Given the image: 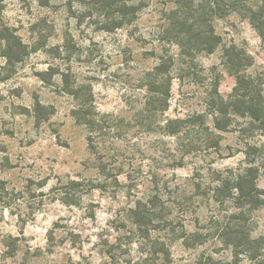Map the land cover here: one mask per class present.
<instances>
[{
    "label": "rangeland",
    "instance_id": "obj_1",
    "mask_svg": "<svg viewBox=\"0 0 264 264\" xmlns=\"http://www.w3.org/2000/svg\"><path fill=\"white\" fill-rule=\"evenodd\" d=\"M100 20L89 0H0V264H110L104 251L112 242L126 259L145 257L148 234L127 214L138 192L127 187L128 173L146 192L152 179L169 182L159 215L174 218L176 232L149 226L148 233L169 243L171 259L156 256L149 264L232 259L231 248L213 234L228 206L216 207L202 194L209 189L192 182H205L214 169L244 166L253 158L247 143L264 147V128L244 130L240 115L228 116L229 129L216 131L219 148L208 140L214 86L218 81L227 98L236 83L223 62V45L235 43L252 56L249 70L264 102V39L242 12L214 13L205 0H144L137 19L113 31L101 29ZM211 27L223 41L213 53L186 44ZM179 40L190 56L182 55ZM162 56L172 58L169 109L146 111L143 76ZM64 73L90 86L106 114L97 153L72 115L75 101L64 88ZM197 113L206 124L189 123L179 138L161 129L167 118ZM178 142L189 153L184 166L174 161L182 153ZM254 158L264 188V154ZM71 179L82 184L70 189ZM92 179L101 186L90 188ZM178 187L185 194L178 195ZM254 217L258 234L264 207ZM182 229L186 236L178 238Z\"/></svg>",
    "mask_w": 264,
    "mask_h": 264
},
{
    "label": "trees",
    "instance_id": "obj_2",
    "mask_svg": "<svg viewBox=\"0 0 264 264\" xmlns=\"http://www.w3.org/2000/svg\"><path fill=\"white\" fill-rule=\"evenodd\" d=\"M90 5L100 17L101 29L113 31L121 28L126 24L134 22L141 8L144 5V0H89ZM209 8L214 13H217L221 8H227L228 11H240L245 16L249 17L255 28L259 31L264 39V0H259L256 6L252 5L251 0H205ZM223 5V6H222ZM182 15V23L190 24V16L185 12H179ZM194 23L191 24L192 27ZM190 41L186 43L193 47L191 49L204 50L208 53H213L221 44L222 36L214 31L201 30L194 36H189ZM182 39V38H181ZM194 40V41H193ZM183 46V41H178ZM190 49V50H191ZM189 52V51H188ZM186 49L182 55L190 56ZM223 62L230 72L235 76L236 83L233 91L225 98L219 92L218 81L214 86L211 94V103L214 107V125L211 134L213 135L208 140H211L210 146L219 148L221 146V135L216 131L228 130V116L236 117L238 115L245 118L244 130L254 132L256 129L264 128V102L262 101V86L255 78L249 67L253 63L252 56L244 49H239L235 43L223 45ZM172 62L171 57H160V61L152 68L148 69L144 76L146 99L144 110L165 112L169 109L172 76L169 68ZM55 74V73H54ZM64 88L70 93L75 101L72 109V115L79 124L84 125L88 131V142L90 149L97 153L103 130V115L98 109L93 91L90 86L79 82H73L67 73L63 74ZM38 106L41 103L38 101ZM196 121L206 124L204 113L192 114L189 117L167 118L162 124L161 129L166 134L176 135L178 138L188 128L189 123ZM216 132V133H215ZM248 142V141H247ZM247 154L253 156L252 159L246 162L244 166L233 167L227 170L214 169L212 177L196 181L193 179L192 184L200 189L203 186L209 190L203 191V195L212 201L216 207L219 205H227L228 212L218 220V225L213 234L221 240L222 244L228 246L232 250L233 257L230 260H213L212 257L200 264H264V229L258 234H254L258 221L254 217L257 210L264 207V188L260 187L258 181L261 172V166L255 163L254 156H262L264 147L257 144L247 143ZM184 146V144L182 145ZM209 148V144L206 145ZM178 151H182L180 156L174 161L178 166H184L189 156L187 151L181 149L178 142ZM218 151V150H217ZM206 156V154H205ZM99 166L104 163L100 159ZM98 166V167H99ZM103 166L99 167V174L104 175ZM157 176V175H156ZM116 177V176H115ZM127 187L131 190L137 188L133 203L127 208L128 218L133 225L140 230L145 227L148 234L149 243H147V251L145 257H140L136 260L126 259L121 247L118 243L112 242L108 249L104 251L110 264H149L156 256L169 262L171 259V249L168 242L162 240L159 235L151 237L148 233L149 226L155 230H164L167 234L176 232L175 221L172 217L166 215L161 217L162 207L159 203L163 197V191L168 186V181H160L152 179V189L149 192L141 190L142 182H139L131 173H128ZM115 180L119 182L116 177ZM82 181L71 179L68 182L70 189L80 187ZM90 188H96L99 185L92 179ZM185 194L178 187V195ZM186 230L182 229L178 233V238L186 236ZM198 234H200L198 232ZM202 234V233H201ZM54 235L52 233L49 238L52 244L54 243Z\"/></svg>",
    "mask_w": 264,
    "mask_h": 264
}]
</instances>
